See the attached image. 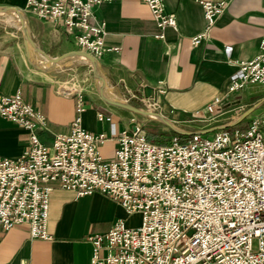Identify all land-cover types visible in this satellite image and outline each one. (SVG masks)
I'll list each match as a JSON object with an SVG mask.
<instances>
[{"label": "built area", "instance_id": "2783aa9c", "mask_svg": "<svg viewBox=\"0 0 264 264\" xmlns=\"http://www.w3.org/2000/svg\"><path fill=\"white\" fill-rule=\"evenodd\" d=\"M105 1L24 0L22 12L56 24L78 49L95 57L105 49L104 21L95 8ZM140 1L158 28L154 37L162 38L167 26L175 28L162 0ZM224 2L198 0L204 27ZM201 36H191L190 42ZM252 83L264 85V38L257 53L236 63L221 94L205 104V118L223 102L239 104V91ZM62 92L75 95V114L67 131L54 132L49 145L37 136L44 124L41 112L18 90L0 92V116L27 130V146L18 156L0 155V235L24 224L30 237L47 239L53 187L75 196L97 190L125 213L137 211L139 219L126 226L115 218L105 231L86 234L90 255L83 264H264V105L231 129H194L185 139L174 133L161 142L148 139L135 123L109 128L108 135L85 130L80 90L69 86ZM95 116L103 117L99 111ZM107 138L115 146L111 157L103 158L98 145Z\"/></svg>", "mask_w": 264, "mask_h": 264}, {"label": "crops", "instance_id": "0c3cea01", "mask_svg": "<svg viewBox=\"0 0 264 264\" xmlns=\"http://www.w3.org/2000/svg\"><path fill=\"white\" fill-rule=\"evenodd\" d=\"M162 2L164 10L175 18V28L165 27L162 38L153 36L158 28L144 2L109 0L97 5L95 14L104 21L105 49L94 57L95 68L109 95L159 112L179 125L189 119L186 115L204 111L205 104L221 94L239 60L259 51V41L264 38V0H225L207 27L198 0ZM23 5L24 0H0V6L21 11ZM24 15L31 41L47 55L78 49L56 24ZM4 17L7 15L0 14V92L18 90L25 102L41 112L44 124L37 129L40 142L49 145L54 132L67 131L75 114V95L62 92L69 86L80 90V125L85 130L108 135L109 128L118 131L129 128L130 122L139 125L136 112L108 104L98 96L90 67L89 72H80L82 82L64 77L62 72L69 64L82 63L72 58L78 56H64L47 65L37 52L46 64L33 66L21 31L18 37L17 30ZM201 32L199 41L191 43V36ZM33 57L38 61L37 56ZM240 103L225 106L223 102L214 116ZM97 111L102 118H96ZM237 115L221 124L231 122ZM26 146L27 130L0 116V155L14 158ZM114 146L113 139H105L98 145L100 155L110 158ZM126 215L116 200L97 190L75 196L71 190L53 187L46 218L50 237H30L24 224L11 226L0 235V264H18L22 260L32 264L86 263L90 244L85 235L103 232L115 218L124 221Z\"/></svg>", "mask_w": 264, "mask_h": 264}, {"label": "rangeland", "instance_id": "374dc122", "mask_svg": "<svg viewBox=\"0 0 264 264\" xmlns=\"http://www.w3.org/2000/svg\"><path fill=\"white\" fill-rule=\"evenodd\" d=\"M4 18L6 20H9V22L12 25L11 28H15L17 30L19 37L20 29L16 25L18 23L14 22V20L12 19H9L8 16ZM27 52L29 58L35 64L37 65L46 64L45 59L42 56L37 55L38 53L35 50L28 48ZM33 55L39 58L38 61L33 57ZM72 58L81 60L82 63L69 64L67 68L63 70L62 73L64 74V77L66 79L69 80L76 79L75 81L82 82L83 75H81L80 72L83 71L89 72L88 69L90 67L89 62L88 60L80 57H72ZM238 94L239 95L237 97H239L241 101L239 106L225 109L223 112H220L218 115L215 116L214 114L216 113V111H212L209 118H205L207 114L206 111H199L198 113H195L194 116L186 115V117H188L189 119L184 120L177 126L184 129H196L199 127L206 128L211 125L221 124L222 121L229 120L231 116H234L235 114H239L240 112L248 109L250 106H252L253 108H250V110L247 113H249L250 115L257 114L264 105V85H260L258 83L247 84L239 91ZM135 117L139 121V126L144 130L148 139L162 142L165 139H167L168 135L174 134V132H172V130L166 124H164L155 117L147 116L139 113L138 114L135 113ZM245 121H246V114L237 122L230 124L226 127L231 129L232 126L241 125L245 123ZM179 137L180 139H185L187 135L183 134V135H179ZM138 219H139V213L137 211L130 212L124 218V224L126 226H134L137 224Z\"/></svg>", "mask_w": 264, "mask_h": 264}, {"label": "water", "instance_id": "95a60500", "mask_svg": "<svg viewBox=\"0 0 264 264\" xmlns=\"http://www.w3.org/2000/svg\"><path fill=\"white\" fill-rule=\"evenodd\" d=\"M0 14L2 15H7V16H11L12 18H15L19 24V29L21 31V38H22V43L24 46V49L26 51V55L27 58L29 60V62L36 67H39L37 64H35L28 55L27 49L28 48H33L36 52H38L39 54H41L47 61V65H49L50 63L60 59L61 57L64 56H69V55H81L83 57H85L90 65L91 68V73L92 76L95 80V86H96V92L98 94V96L106 103L108 104H112V105H117V106H121L123 108H126L132 112H136L139 114H143V115H147L148 114H154L156 115L161 122H163L164 124H166L171 130L172 132H174L177 135H188L190 131H186L182 128H180L179 126L173 124L171 121H169L166 117H164L161 113L156 112V111H152V110H145V109H141L138 108L122 99L113 97L111 95H109L102 84V80L100 75L97 73L96 68H95V59L93 56H91L88 52L81 50V49H73V50H69V51H65L59 55L56 56H49L47 55L44 51H42L38 46H36L30 39L29 34H28V29H27V23H26V19H25V15L24 13L19 10L18 8L12 7V6H0ZM26 23V26L24 24V22ZM41 68V67H40ZM238 102V100H234L231 101L228 104H225V106L232 104V103H236ZM250 108H253L252 106H250L248 109L240 112L231 122L226 123V124H217V125H211L209 127L203 128L201 131L203 132H207L210 131L212 129L215 128H219V127H224V126H228L230 124H233L235 122H237L239 119H241L245 114H247V112L250 110ZM130 128L134 127V122H130L129 124Z\"/></svg>", "mask_w": 264, "mask_h": 264}, {"label": "bare ground", "instance_id": "6f19581e", "mask_svg": "<svg viewBox=\"0 0 264 264\" xmlns=\"http://www.w3.org/2000/svg\"><path fill=\"white\" fill-rule=\"evenodd\" d=\"M8 18L9 19H12V20H14V22H17V20L15 19V18H12L11 16H8ZM24 22V24H25V26H26V23H25V21H23ZM18 23V22H17ZM17 25V24H16ZM19 25V24H18ZM32 49V48H31ZM76 56H78V57H80V58H83V59H86L85 57H83V56H81V55H76ZM87 60V59H86ZM111 95V94H110ZM148 116H152V117H155V118H158L156 115H154V114H148Z\"/></svg>", "mask_w": 264, "mask_h": 264}, {"label": "trees", "instance_id": "16d2710c", "mask_svg": "<svg viewBox=\"0 0 264 264\" xmlns=\"http://www.w3.org/2000/svg\"><path fill=\"white\" fill-rule=\"evenodd\" d=\"M180 138V137H179Z\"/></svg>", "mask_w": 264, "mask_h": 264}]
</instances>
